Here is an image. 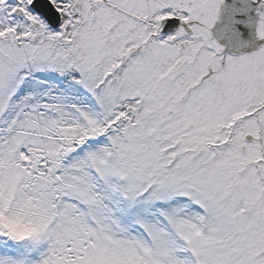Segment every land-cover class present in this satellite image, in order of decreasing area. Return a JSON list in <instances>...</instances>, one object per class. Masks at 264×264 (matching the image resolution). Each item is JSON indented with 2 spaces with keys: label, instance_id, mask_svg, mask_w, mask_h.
<instances>
[{
  "label": "snow or ice",
  "instance_id": "obj_1",
  "mask_svg": "<svg viewBox=\"0 0 264 264\" xmlns=\"http://www.w3.org/2000/svg\"><path fill=\"white\" fill-rule=\"evenodd\" d=\"M0 264H264V0H0Z\"/></svg>",
  "mask_w": 264,
  "mask_h": 264
}]
</instances>
